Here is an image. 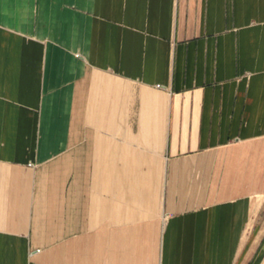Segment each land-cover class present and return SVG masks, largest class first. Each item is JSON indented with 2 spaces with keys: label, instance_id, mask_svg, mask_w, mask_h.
<instances>
[{
  "label": "crops",
  "instance_id": "obj_1",
  "mask_svg": "<svg viewBox=\"0 0 264 264\" xmlns=\"http://www.w3.org/2000/svg\"><path fill=\"white\" fill-rule=\"evenodd\" d=\"M0 264H264V0H0Z\"/></svg>",
  "mask_w": 264,
  "mask_h": 264
}]
</instances>
